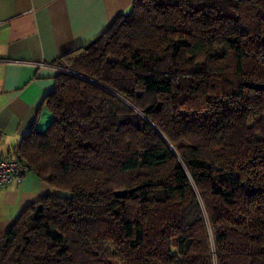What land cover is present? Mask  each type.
I'll list each match as a JSON object with an SVG mask.
<instances>
[{"label":"trees","instance_id":"16d2710c","mask_svg":"<svg viewBox=\"0 0 264 264\" xmlns=\"http://www.w3.org/2000/svg\"><path fill=\"white\" fill-rule=\"evenodd\" d=\"M56 63L0 264H264V0H133Z\"/></svg>","mask_w":264,"mask_h":264},{"label":"crops","instance_id":"0c3cea01","mask_svg":"<svg viewBox=\"0 0 264 264\" xmlns=\"http://www.w3.org/2000/svg\"><path fill=\"white\" fill-rule=\"evenodd\" d=\"M133 0H0V156L12 152L51 114L45 96L59 72L53 64L96 39ZM44 63V64H42ZM59 190L28 170L20 184L0 185V238L21 213Z\"/></svg>","mask_w":264,"mask_h":264},{"label":"built area","instance_id":"2783aa9c","mask_svg":"<svg viewBox=\"0 0 264 264\" xmlns=\"http://www.w3.org/2000/svg\"><path fill=\"white\" fill-rule=\"evenodd\" d=\"M53 65L59 72L72 73L68 67L60 64ZM79 75L82 76L81 74ZM28 170V167L22 163L20 152L16 148L10 154L0 156V185H7L13 182L20 184Z\"/></svg>","mask_w":264,"mask_h":264},{"label":"water","instance_id":"95a60500","mask_svg":"<svg viewBox=\"0 0 264 264\" xmlns=\"http://www.w3.org/2000/svg\"><path fill=\"white\" fill-rule=\"evenodd\" d=\"M137 187H133L130 189H120V190H116V195L117 196H124L127 194V192H132L133 190H135Z\"/></svg>","mask_w":264,"mask_h":264}]
</instances>
